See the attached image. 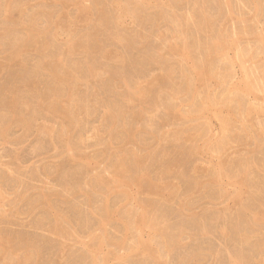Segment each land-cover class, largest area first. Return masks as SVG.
<instances>
[{"label":"rangeland","instance_id":"374dc122","mask_svg":"<svg viewBox=\"0 0 264 264\" xmlns=\"http://www.w3.org/2000/svg\"><path fill=\"white\" fill-rule=\"evenodd\" d=\"M239 263L264 264V0H0V264Z\"/></svg>","mask_w":264,"mask_h":264},{"label":"bare ground","instance_id":"6f19581e","mask_svg":"<svg viewBox=\"0 0 264 264\" xmlns=\"http://www.w3.org/2000/svg\"><path fill=\"white\" fill-rule=\"evenodd\" d=\"M141 6V5H140ZM143 7V6H142ZM138 10V9H137ZM141 10H143V9H141ZM139 13V12H138ZM142 13V12H141ZM135 14H137L136 12H135ZM217 47H218V45H217ZM214 48H215V46H214ZM186 50V49H185ZM202 66V65H201ZM53 68V67H52ZM197 69V68H196ZM202 69V68H201ZM204 70V69H203ZM54 72V71H53ZM203 72V71H202ZM205 72V71H204ZM54 73H57V72H54ZM194 74V73H193ZM204 74V73H203ZM54 75V74H53ZM54 77H55V75H54ZM199 77V76H198ZM61 78V77H60ZM60 78H59V80H60ZM57 78L55 77V80H56ZM57 82V81H56ZM59 82V81H58ZM54 107V106H53ZM53 110H56V108H54ZM57 111V110H56ZM122 163L124 162V161H121ZM124 166V165H123ZM125 167H124V169L122 170V173H127L126 171H127V169L125 170ZM153 187H155V186H153ZM155 189V188H154ZM239 264H241V263H239Z\"/></svg>","mask_w":264,"mask_h":264}]
</instances>
